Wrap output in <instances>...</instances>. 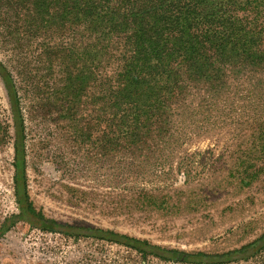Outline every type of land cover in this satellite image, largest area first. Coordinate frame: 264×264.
I'll use <instances>...</instances> for the list:
<instances>
[{
	"label": "rangeland",
	"instance_id": "obj_1",
	"mask_svg": "<svg viewBox=\"0 0 264 264\" xmlns=\"http://www.w3.org/2000/svg\"><path fill=\"white\" fill-rule=\"evenodd\" d=\"M18 1L16 12L39 10L33 0ZM11 12L0 0V22L12 20ZM47 36L51 49L40 37L22 34L15 42L0 33V61L20 99L27 190L38 211L62 224L110 229L185 253L221 254L264 232V83L257 91L246 78L232 81L210 102L191 90L167 137L112 145L108 153L100 81L87 76L83 45L72 49L69 37L53 52V33ZM13 141L0 78V264H264V248L248 258L194 263L23 221L3 230L19 212Z\"/></svg>",
	"mask_w": 264,
	"mask_h": 264
},
{
	"label": "trees",
	"instance_id": "obj_2",
	"mask_svg": "<svg viewBox=\"0 0 264 264\" xmlns=\"http://www.w3.org/2000/svg\"><path fill=\"white\" fill-rule=\"evenodd\" d=\"M5 1L12 20L2 16L1 39L40 37L43 48L51 49L47 34L53 33V52L61 51L69 37L72 49L77 42L83 45L87 76L100 81L99 118L108 153L112 145H148L167 137L166 127L191 90L203 92L210 102L232 81L246 78L257 91L264 83V0H33L39 10L30 14L16 12L20 1ZM0 78L13 121V193L19 207L3 230L23 221L41 230L119 243L143 256L194 263L248 258L264 248V232L221 254L185 253L110 229L46 218L29 198L20 99L1 61Z\"/></svg>",
	"mask_w": 264,
	"mask_h": 264
}]
</instances>
